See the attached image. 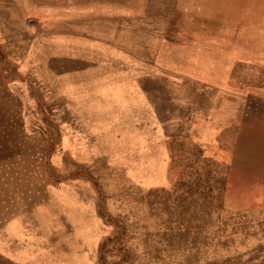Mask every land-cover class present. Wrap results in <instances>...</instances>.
Listing matches in <instances>:
<instances>
[{"label": "rangeland", "instance_id": "rangeland-1", "mask_svg": "<svg viewBox=\"0 0 264 264\" xmlns=\"http://www.w3.org/2000/svg\"><path fill=\"white\" fill-rule=\"evenodd\" d=\"M120 7L0 0V264H264V19L159 35L139 11L121 71L51 34Z\"/></svg>", "mask_w": 264, "mask_h": 264}, {"label": "crops", "instance_id": "crops-1", "mask_svg": "<svg viewBox=\"0 0 264 264\" xmlns=\"http://www.w3.org/2000/svg\"><path fill=\"white\" fill-rule=\"evenodd\" d=\"M120 1V10H126V15L136 16V18L122 17L120 25L116 26L113 19L107 17L106 13L102 14L95 10L90 12L86 18L80 20L79 27L71 28L73 30L69 29L73 31L75 36L69 33V38H66L64 31L59 29L52 30L51 34L56 36L58 41L66 43L65 48L67 50L73 49L79 53L74 56L76 60H86V56H88V62L93 60L86 65L82 63L85 67L87 65H92V68L116 67L121 71L126 68V60L123 61V57L126 58L123 55L118 56L116 52H127L134 48L130 46L131 44L126 37L125 39H122V37L114 39L113 35L143 34V30L140 28L142 27L143 17L138 16L139 11L144 10L147 14L151 13L153 19L150 26L152 27V34L159 35L167 33L178 36L223 34L225 32L223 23L220 26L217 24L210 26L209 20L240 19L242 12H247L250 18L264 19L263 0L260 2H257V0H153L150 6L147 3L141 6L134 1ZM253 29V31H249V35L254 36L252 38L253 43L264 39V28L257 26L255 23ZM64 38L68 41L64 42ZM135 49L139 50L138 47ZM82 51L88 52L82 53ZM135 59L138 61V57ZM141 65H143V61ZM259 66H264V64ZM89 69L91 71V68ZM84 72V68H82L81 73ZM96 74L99 75L100 72L96 71ZM80 86L83 89L87 88L84 86V82L80 83ZM144 96L143 91L142 93L138 91L136 93L126 92L124 102L129 104L130 101L136 103L141 101L143 103L145 101ZM117 99L119 98L116 97L115 100ZM138 115L137 113V120H139Z\"/></svg>", "mask_w": 264, "mask_h": 264}, {"label": "bare ground", "instance_id": "bare-ground-1", "mask_svg": "<svg viewBox=\"0 0 264 264\" xmlns=\"http://www.w3.org/2000/svg\"><path fill=\"white\" fill-rule=\"evenodd\" d=\"M23 125V124H22Z\"/></svg>", "mask_w": 264, "mask_h": 264}]
</instances>
